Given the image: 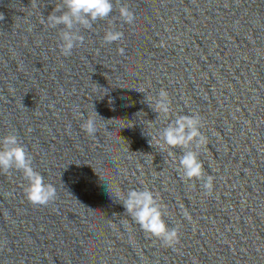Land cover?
I'll list each match as a JSON object with an SVG mask.
<instances>
[{
	"label": "water",
	"instance_id": "95a60500",
	"mask_svg": "<svg viewBox=\"0 0 264 264\" xmlns=\"http://www.w3.org/2000/svg\"><path fill=\"white\" fill-rule=\"evenodd\" d=\"M57 2L0 0V138L16 134L57 191L33 205L22 173L0 171V264H264V0H120L137 17L113 21L123 40L104 42L108 20H97L69 56L64 26L46 22ZM161 88L167 116L145 100ZM194 113L211 195L159 139ZM143 188L179 227L174 248L115 201Z\"/></svg>",
	"mask_w": 264,
	"mask_h": 264
},
{
	"label": "clouds",
	"instance_id": "9594fccd",
	"mask_svg": "<svg viewBox=\"0 0 264 264\" xmlns=\"http://www.w3.org/2000/svg\"><path fill=\"white\" fill-rule=\"evenodd\" d=\"M115 8L118 10L119 16L110 17L114 10L113 0H59L53 11L47 16L46 22L49 27L53 28L58 25L64 26L58 33L60 41L58 47L61 54L71 55L73 48L83 42L84 37L80 34V28L92 29L93 23L97 20H108L109 26L103 35L104 42L122 41L124 33L117 30L113 21L119 19L132 25L136 22L137 17L130 7L121 4L120 0H115ZM119 51L121 54L123 53L122 48ZM137 90L145 92L143 89ZM145 100L158 115L163 113L167 116L171 111L169 93L163 88L160 89L154 100H150L147 94ZM95 114L98 115L96 112ZM203 126V118L199 113L177 114L175 119H172L159 133V139L169 148L182 149V155L178 160V172L181 178L185 181L203 179L204 195H211L214 177L207 175L205 179L204 164L199 158V149L206 148L209 143L208 137L200 130ZM81 128L89 136H94L98 131L94 117L84 119ZM169 154L171 155V153ZM10 169H16L24 176L27 181L24 193L31 204L43 206L56 199V188L45 183L44 176L33 167L30 154L14 133L0 138V171L8 172ZM105 189L112 196L107 183H105ZM115 201L122 204L125 212L146 234L157 238L164 246L174 248L179 243V227H169L164 219L166 213L161 203L148 188L129 189L126 196H119ZM184 216L191 219L186 210Z\"/></svg>",
	"mask_w": 264,
	"mask_h": 264
}]
</instances>
